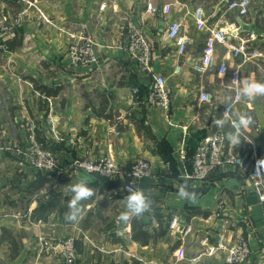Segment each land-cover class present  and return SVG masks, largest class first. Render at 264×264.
<instances>
[{"label":"crops","instance_id":"0c3cea01","mask_svg":"<svg viewBox=\"0 0 264 264\" xmlns=\"http://www.w3.org/2000/svg\"><path fill=\"white\" fill-rule=\"evenodd\" d=\"M228 2L0 0V17L6 15L11 21L17 20L16 27L23 35L22 44L4 53L0 64V96H5L0 99V132H6L9 126L13 137L25 145L24 122L30 118L38 123L40 137L49 142L60 161L80 158L99 161L111 156L128 171L135 158L145 157L151 162L152 175L141 179L137 188L151 198H160L165 213L172 212L181 222L166 238L141 245L132 239L131 222L117 223L119 213L124 210L123 198L128 194L124 188L128 178L109 180L86 172L67 174L63 184L52 187L48 198L39 206L36 196L47 190L48 183L38 186L42 172L19 168L11 161L9 165L17 167L21 173L19 179L25 182L17 198H20L18 206L21 204L24 209L20 207V212L16 209L14 214L0 216V233L2 228L10 230L20 248L14 257L10 245H2L0 264H65L60 250L41 247L40 236L55 241L68 236L74 238L79 264H195L191 259L198 254L201 239L207 236L212 243L222 234L229 238L244 235L252 247L247 264H264V201L251 189L248 174L237 166L224 164L207 180L185 177L192 170L196 146L203 136L217 129L213 120L222 117L224 103L234 94L233 70L240 69V78L247 76L264 82V0H252L249 15L241 17L251 25L250 31L239 30V15L228 8ZM148 3L159 12H149ZM103 4L105 7L101 8ZM166 4L171 6L168 14L162 12ZM199 6L205 10L207 19L201 28L194 17V10ZM174 19L181 21L183 32L191 37V44L183 55L166 35L169 22ZM256 22L261 28L255 31ZM121 25L137 28L150 42L152 71H146L128 50L120 34ZM213 29L234 30L238 34L233 39L236 44L240 38H250L253 44L258 39L263 41L258 49L261 54L252 58L234 57L228 47L218 43L216 62L225 61L227 73L221 75L217 69L197 73L194 66ZM245 32L249 37H245ZM81 33L96 40L99 64L88 67L72 63L68 44ZM253 58L259 62H253ZM9 64L22 75L21 81L9 76L6 70ZM154 74L163 76L171 90L168 110L147 103ZM30 77L62 88L58 95L46 97L34 89ZM95 90L106 93L107 110L114 112L112 120L95 112V108H102ZM202 91L213 92L215 101L202 102ZM237 111L250 113L255 121L244 130L242 153H246L248 140H257L264 159V96L243 100ZM11 117L15 118L14 123ZM161 141L171 151L174 168L159 153ZM81 176L88 178L96 195L82 202L83 219L71 223L65 218L71 198L67 185ZM182 183L197 192L195 202L178 197V185ZM195 211L209 212V215L197 213L187 218V213ZM180 247L185 249L184 258L177 257ZM224 257V253H219L199 264H224Z\"/></svg>","mask_w":264,"mask_h":264},{"label":"built area","instance_id":"2783aa9c","mask_svg":"<svg viewBox=\"0 0 264 264\" xmlns=\"http://www.w3.org/2000/svg\"><path fill=\"white\" fill-rule=\"evenodd\" d=\"M252 0H229L228 8L235 10L240 17L249 15ZM105 4L101 6L104 8ZM147 10L153 14L159 12V9L152 3L147 4ZM171 6L166 4L162 8L163 13H170ZM194 17L198 27L206 25V13L202 7L194 10ZM16 21H11L8 16L4 15L0 19V48L4 53L9 52L6 40L13 31ZM120 34L126 42L128 50L135 56L139 63L146 71H152L150 65L151 44L146 37L137 28L132 26H120ZM169 40L176 44L178 52L183 55L186 53L191 44V37L183 32V25L179 19L169 22L167 33ZM238 34L234 30L213 29L207 37L205 47L199 61L195 64L194 69L197 73L205 74L208 71L217 69L221 75H225L228 71V65L225 61L217 64L216 53L217 44L222 43L228 47L234 57L247 58V43L250 38H240L239 43H235L233 39ZM97 42L93 37L81 33L78 37H73L68 44V54L74 65L95 66L99 64V57L96 53ZM261 53L256 51L254 56ZM250 58V57H249ZM180 70V66L177 71ZM240 69L236 68L231 74V85L234 94L226 100L223 105L222 115L226 109V105L231 104L233 111H237L243 100H238L237 91L240 87ZM154 83L147 97V103L152 106H160L164 110H168L171 106V90L166 84V80L159 74H154ZM235 79V80H234ZM200 100L205 103L212 104L215 101L213 92L202 91ZM235 117H233V120ZM30 131H34L36 127L29 123ZM232 130L231 123L226 124L223 129H216L204 138L197 145L192 170L185 173V177L194 181H203L209 179L224 164L234 165L241 168L248 174V181L251 189L258 195L260 201H264V169H256V161L262 159L257 140H248V148L246 153H242L243 143L245 142V133L241 136V143L233 146L226 139H222L228 131ZM34 145L31 148L30 163L37 168L49 181L57 185L66 178L67 174H79L81 172L96 174L110 179L121 177L124 181V188L138 189L141 179L148 178L152 175L151 162L145 158L138 156L132 162L128 171H124L119 164L111 157H105L99 161H92L87 158L74 159L70 161H60L52 153L45 148L38 146L33 140V133L30 135ZM181 224L179 216H174L170 223V229H175ZM187 227V226H185ZM39 242L41 247L52 250H60L65 264H74L78 257L75 240L72 237H64L58 241L48 240L40 236ZM202 245L196 256L191 259L192 263L199 264L206 258H213L219 253H224V264H247L252 254L250 242L244 235H238L229 238L222 234L218 236L216 242H210L208 237L201 239ZM264 246V241H263ZM179 258H184L185 249L180 247L178 250Z\"/></svg>","mask_w":264,"mask_h":264},{"label":"clouds","instance_id":"9594fccd","mask_svg":"<svg viewBox=\"0 0 264 264\" xmlns=\"http://www.w3.org/2000/svg\"><path fill=\"white\" fill-rule=\"evenodd\" d=\"M238 80L240 84L236 97L238 100H253L256 97L264 96V82L249 79L247 76ZM233 117H235L234 120ZM229 123L232 125V130L228 131L222 139H226L231 145L236 146L241 143L243 131L253 126L255 121L250 113L233 111L231 104H228L222 117L213 120V126L223 129ZM255 166L256 169H264V159L257 160ZM67 188L71 198L68 202L69 212L65 218L71 223H79L83 219L84 213L82 202L93 198L96 195V190L89 186L86 176H81L75 183L68 184ZM127 193L123 198L124 210L117 217L118 224L128 225L134 218H141L153 209V199L142 189L128 188ZM177 195L181 200L189 202H195L198 199L197 192L190 190L187 183L178 185Z\"/></svg>","mask_w":264,"mask_h":264},{"label":"trees","instance_id":"16d2710c","mask_svg":"<svg viewBox=\"0 0 264 264\" xmlns=\"http://www.w3.org/2000/svg\"><path fill=\"white\" fill-rule=\"evenodd\" d=\"M13 2V1H12ZM264 28V26H262ZM261 28L259 22L255 23V31L256 29ZM20 29H17L16 25L13 27V31L11 32L10 36H8L6 40V44L8 46L9 51L15 50L17 47H19L23 42V35L19 32ZM4 54L3 49L0 48V64L2 61V56ZM31 81L33 82L34 89L41 94L46 95V97L50 96H56L61 90V86H48L46 84L40 83L37 79L34 77H30ZM96 96H99L101 99V105L102 108L100 110H97L95 108V112L98 113V115L110 119H113V111H108L107 106L109 101L106 93L99 92L98 90H95ZM150 93V91H149ZM148 93V95H149ZM86 96H90L89 93L85 94ZM147 95V96H148ZM41 105L45 106V103L41 101ZM39 139L45 142L44 138H41L40 129L38 130ZM204 138V136H203ZM202 140V139H201ZM49 142H45V144L48 146ZM159 143V153L164 158V160L171 166L175 167V160L171 154V151L169 150L168 146L165 142L161 141ZM197 148V146H196ZM196 150V149H195ZM193 164V162H192ZM109 179V178H107ZM110 180V179H109ZM49 179L43 175L42 180L39 182V187L43 186L45 182H48ZM195 189H199V187H196ZM205 191V190H204ZM154 201L153 209L149 213H145L143 217L141 218H134L131 221V230H132V239L136 242H138L141 245H148L151 243H155L159 240H162L167 237V235L170 232V223L172 219L174 218V214L172 212L165 213L163 202L160 198L154 197L152 198ZM197 213H201L204 216H208L209 212H196L195 213H187V218L192 217V215H196ZM156 222V224H154ZM5 243H8L12 249V254L15 257L17 253L19 252V242L16 236L8 229L2 228V232L0 233V248ZM76 245V244H75ZM74 264H79V260L77 259Z\"/></svg>","mask_w":264,"mask_h":264},{"label":"rangeland","instance_id":"374dc122","mask_svg":"<svg viewBox=\"0 0 264 264\" xmlns=\"http://www.w3.org/2000/svg\"><path fill=\"white\" fill-rule=\"evenodd\" d=\"M245 37H249L246 32H245ZM262 44H263V41H260L259 39L255 44L249 41L247 43L248 47L246 49L247 50L246 52L248 54L247 58L249 57L252 58L254 56L255 50L259 52ZM252 61L259 62L256 58L255 59L253 58ZM253 62H251V65L254 64ZM260 62L262 61L260 60ZM6 70L10 77L21 81L22 75L11 64L6 65ZM1 98H5V96H0V99ZM9 106L10 105H8L7 108ZM0 107H1V102H0ZM10 120H12L14 123L15 118L11 117ZM29 123L31 124V126L33 124L35 125L36 127L35 135H34V131L32 132L30 131V128L28 125ZM1 125L2 124L0 123V129H1ZM24 127L26 129L25 145L21 144L22 142H20L16 137H13V133H12L13 130H11L9 126L7 127L6 132H0V151L3 150L2 154L0 153V216L1 218L4 216H9L11 214H14L17 211L16 209H18L17 212H20V207L24 209V207L21 204H20V207L18 206L17 201L20 200V198L19 199L17 198L25 182L24 180L19 179L21 173L19 172L17 167L15 165L10 166L9 163L11 161H15V163L19 166V168L29 167L37 172H40L37 168L33 167L30 163V156L32 152L31 148L34 145V142H32L30 135L33 133V140L35 141V143L38 146L50 151L52 155L58 158L56 154L54 153V151L49 147V145L47 146L45 142L39 139V134H38L39 127H38V123L34 119L26 118L24 122ZM4 139H6L7 142H3ZM7 147H9L10 149H7ZM62 182L64 181H60L58 184L61 185L63 184ZM54 186H55L54 182L48 181V183H46L45 185V188L47 190H44L43 191L44 193H40L36 196V198L39 199V206L43 204L44 202L43 200L48 198L51 192L50 190ZM39 215L40 214L35 213V216L37 218L40 217Z\"/></svg>","mask_w":264,"mask_h":264},{"label":"water","instance_id":"95a60500","mask_svg":"<svg viewBox=\"0 0 264 264\" xmlns=\"http://www.w3.org/2000/svg\"><path fill=\"white\" fill-rule=\"evenodd\" d=\"M237 23L239 25V30H245V31L251 30V25L249 23L245 22L240 16H238V18H237ZM87 27L90 31H92L91 30V23H88Z\"/></svg>","mask_w":264,"mask_h":264}]
</instances>
